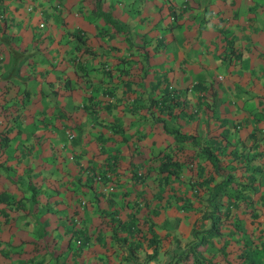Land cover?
Masks as SVG:
<instances>
[{
  "label": "rangeland",
  "instance_id": "374dc122",
  "mask_svg": "<svg viewBox=\"0 0 264 264\" xmlns=\"http://www.w3.org/2000/svg\"><path fill=\"white\" fill-rule=\"evenodd\" d=\"M226 5V0H76L70 7V90L81 103L93 87L123 97L121 105L132 114L108 119V128L96 116L86 118L85 128L78 126L72 106L63 114L68 127L53 119L49 82L47 88L37 83L32 99L30 87L0 81V129L7 122L10 137L17 130L20 137L0 151V192L9 196L0 204L8 213L0 214V229L13 230L10 239L0 240V264H133L126 259L128 247L140 264H177V256L216 215L221 236L203 254L214 264H238L243 257L264 264V107L246 102L250 96L263 99L252 92L264 89L256 75L230 67L224 47L232 15ZM92 7L109 9L130 31L132 44L94 16ZM8 25L2 21L0 29ZM5 70L17 79L14 66ZM222 70L232 87L224 82L215 89L213 75ZM251 77V85L244 84ZM57 93L58 88L52 94ZM19 102L25 105L18 113ZM163 124L193 139L176 142ZM70 138L71 154L59 148ZM203 146L232 174V184L217 189L211 201L220 177L210 179ZM163 151L180 162L174 174L155 171ZM28 178L40 188L34 210L28 201L12 203L29 194ZM136 209L140 217L156 210L153 223L127 235L126 242L119 239L124 233L111 235L120 216ZM77 228L84 235L79 242L70 235ZM149 229L156 234L155 249L148 244Z\"/></svg>",
  "mask_w": 264,
  "mask_h": 264
},
{
  "label": "crops",
  "instance_id": "0c3cea01",
  "mask_svg": "<svg viewBox=\"0 0 264 264\" xmlns=\"http://www.w3.org/2000/svg\"><path fill=\"white\" fill-rule=\"evenodd\" d=\"M226 3L232 15L231 19L227 18L230 30L226 35L228 39H232L229 44L242 51L240 59L230 67L233 71L256 75L257 84L264 89V0H226ZM75 4L76 0H0V14L4 15V20L0 19V22L4 21L6 25L10 22L6 29H0V81L4 86L14 81L16 84L30 87L29 94L32 95V99L35 96L33 89L37 83L39 85V82H42L39 85L41 88H47V82L52 85L51 87H58L56 95L52 93L49 95L52 96L51 103L54 104L52 107L57 110L53 119L62 121L64 127H68L69 124L67 119L59 114L63 110L66 113L70 106L74 111V100L77 97L74 91L70 90V86L68 85L69 89H66L67 85H65L70 78V7ZM9 38L11 41H8ZM223 40L219 39V44ZM219 50L222 51L221 46ZM11 65L14 66L13 72L17 79L7 76L11 71L5 69L10 68ZM45 72L52 76L44 78ZM35 74L37 77L32 80ZM40 77L43 78L37 81ZM250 80H253V77L244 78V84L251 85ZM259 91H253L252 95L256 93L255 97L264 96V92ZM92 94L101 108L100 110L97 108L96 112L91 114L98 120L102 118L103 123H108V119L115 121L122 115L132 114L121 105V102H125L123 97L107 96L101 91L100 93L93 91ZM259 98L260 100L250 96L246 102L259 108L264 107V98ZM104 102L106 105L103 106ZM77 112L76 118L73 119L78 126L85 128L87 121L84 114L88 117L90 113ZM18 135L11 138L13 144L20 138ZM73 142L74 139L70 138V143L60 144L59 148L65 146V149H70L71 154L74 149V146H71ZM83 145L85 142L82 143ZM12 231L9 225L1 228L0 240L10 239Z\"/></svg>",
  "mask_w": 264,
  "mask_h": 264
},
{
  "label": "trees",
  "instance_id": "16d2710c",
  "mask_svg": "<svg viewBox=\"0 0 264 264\" xmlns=\"http://www.w3.org/2000/svg\"><path fill=\"white\" fill-rule=\"evenodd\" d=\"M91 13L100 18L106 26L110 27L115 34H120L122 35V38L127 44H132V38L130 31L128 28L120 23L115 17H113L110 13V10L107 8H99V7H92L90 10ZM75 34V33H74ZM232 39H229V41L226 43L225 42V49L227 50V60L229 59V62L231 61V64L233 65L235 62H237L241 55L242 51L239 48H236L234 46H231L229 42H231ZM230 45L228 48L226 46ZM232 74V73H231ZM227 83L229 85L231 83L230 77L225 74V70L222 71L221 77L218 78L217 74L213 75V82L212 86L215 89H218L220 85ZM67 85L66 89H69V81L65 84ZM70 86V85H69ZM230 87H232V83L230 84ZM58 88V87H57ZM98 88H92L91 92L89 95L86 96V99L83 103L79 102V98H75L74 100V109L78 112L84 111L86 113H90L87 117V119H90V117H93L94 115L91 114V112H94L93 110L97 109V103L95 102V99L92 94V91H96ZM50 90L52 93H55L56 88L55 87H50ZM101 93L109 94L105 92L103 89L100 90ZM161 97V96H160ZM97 100L100 102L99 98ZM157 101V100H156ZM161 102V99L159 100ZM162 103V102H161ZM25 105L24 102H19L18 104V113L20 111V108ZM106 105L104 102L103 106ZM77 112V113H78ZM16 113L17 115H19ZM67 114L63 110L62 113L59 115L62 117H65ZM62 117H60L62 119ZM67 118V117H66ZM85 118V119H86ZM86 119V121H88ZM96 119V118H95ZM101 123V125L104 128H108L109 125L108 123H103L100 119H96ZM76 123V122H74ZM88 123V122H87ZM86 123V124H87ZM77 124V123H76ZM67 125V123H65ZM12 129V126L9 125L7 122H5L4 126L2 129H0V151L5 150V148L8 146V143L10 141V131ZM162 130L167 132L176 142H182V141H187L193 139L192 135L188 134H182L177 131V129H168L164 124L162 125ZM19 133V130L16 131V134ZM201 153L202 155L206 158L210 165V179L211 177L215 174L220 177V180L218 182L214 183V188L210 192V197L208 198V201H211L212 198L215 196V192L217 189L224 188L226 186H229L232 184L231 179H232V174H230V170L228 167L222 166L221 160L217 157L216 153L207 146L201 147ZM256 167H259V164L254 166L253 168L256 169ZM180 168V162L176 158H172L169 153L167 152H161L160 157L158 162L155 164V171L157 173H161L164 175H169V174H174V169L175 171ZM258 169V168H257ZM247 179L250 178V174H247L246 176ZM39 180L38 182H40ZM26 189L29 191V194L27 196H20L17 199L12 200V203H23V201H28L29 202V207L31 210H34L37 206L38 203V192L40 191V188L38 185H36L33 181H31L29 178L27 179L26 182ZM4 201H9V196L6 195L5 193L0 192V204ZM20 204L17 206L19 207ZM16 207V208H17ZM14 208V209H16ZM5 210V209H4ZM212 211V208H211ZM156 213V210H153L149 214H146L142 217L137 215V209L136 210H130L126 212L125 215L120 216L118 219V222L116 223V226L113 227L112 234L115 235L116 232H121L124 233L123 236H121L119 239L122 242L127 241V235H133L135 231H140L141 229L148 227L151 225L153 222H151L150 217L153 216ZM0 214L2 216H6L8 213L7 211H3V208L0 209ZM29 214H26L28 216ZM34 217V216H32ZM34 219H37L34 217ZM111 219V218H110ZM37 221V220H36ZM37 223V222H36ZM118 225V228H116ZM220 225L221 221L218 218V216H209V226L202 228L200 230V235L196 240L191 241L189 244V247L182 253L177 256V264L182 263V264H214V259L203 254L207 244L210 242L211 239L213 238H219L221 236V231H220ZM136 227V228H134ZM152 229V228H151ZM70 235L76 238V240L79 242L81 238L84 237L83 231L80 228L70 230ZM89 235L85 236V241L88 240ZM156 237L155 231L149 229V239H148V244L152 243L153 249L155 244L153 239ZM137 247L140 245V242L136 240L135 244ZM264 249V248H263ZM126 254L127 258L130 259L133 264H140V262L137 260L136 256L133 254V249L131 247H128L126 249ZM239 257H242V254H238ZM226 259H230L229 257H225ZM232 261V260H231ZM255 263L253 258H250L247 262L246 258L243 257L238 264H253ZM232 264V263H228Z\"/></svg>",
  "mask_w": 264,
  "mask_h": 264
},
{
  "label": "built area",
  "instance_id": "2783aa9c",
  "mask_svg": "<svg viewBox=\"0 0 264 264\" xmlns=\"http://www.w3.org/2000/svg\"><path fill=\"white\" fill-rule=\"evenodd\" d=\"M217 77H218V78H220V77H221V74H217ZM96 178H97V179H99V178H100V176H99V175H97V176H96Z\"/></svg>",
  "mask_w": 264,
  "mask_h": 264
}]
</instances>
